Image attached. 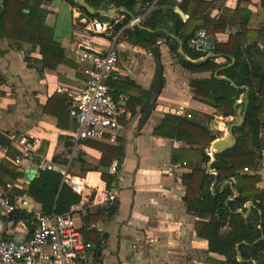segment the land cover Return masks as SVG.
I'll return each mask as SVG.
<instances>
[{"label":"crops","instance_id":"crops-1","mask_svg":"<svg viewBox=\"0 0 264 264\" xmlns=\"http://www.w3.org/2000/svg\"><path fill=\"white\" fill-rule=\"evenodd\" d=\"M203 1L208 3L204 15L209 20L216 21L224 10L233 13L231 24L223 32L207 34L206 47L196 59L182 53L174 34L173 21L185 22L188 16L172 0H156L144 12L139 0L134 15L128 13L130 20L138 18L139 21L119 30L112 27L107 35L92 32L91 21L109 23L113 18L111 24L121 23L125 13L122 8L114 10L113 5L107 6L105 11L112 17L100 15L102 19H90L64 0H41L40 8L47 11L45 25L62 51L60 62L53 69L41 65L38 47L32 49L30 44L0 37V134H31L36 138L37 155L31 162L23 160L16 165L13 160L19 151L14 144L10 141L8 146L0 144V196L5 195L14 203L17 210L14 214L21 216L14 221L11 216L0 215V238L17 242L30 238L42 207L27 194V188L38 177L41 169L37 165L44 161L67 168L71 176H86L88 183L99 189L106 186L102 175L111 177L107 189L118 190L111 215L110 209L103 210L98 205L99 195L84 192L79 197L84 205L81 204L83 208L73 217L76 228L91 244L86 253L90 264H218L225 261L223 256L209 252L207 241L196 236L195 222L201 219L186 212V182L194 179L186 175L193 176V171L198 170L216 176L210 168L214 157L209 147L228 136L230 126L240 116L244 117L247 104L248 87L238 88L220 73L234 64V57L229 55L230 51L215 54L214 46L218 44L231 50L225 45L229 38L238 36L242 48L254 45L262 52V55H253V60L259 71L264 70V7L260 0ZM157 11L168 22L152 30L144 22ZM135 27L176 40L177 52L186 61L196 63L209 59L220 69L195 73L183 69L170 53L165 39L160 38L152 45L158 49L162 66L163 82L158 91L160 85L156 82V63L151 50L143 43L134 45L124 37V29ZM110 48L117 55L118 80L108 82V93L126 112L119 120L116 142L110 143L107 137L75 142L72 136L75 124L68 114V94L81 90L86 80V66L77 56L82 51L105 55ZM211 76L228 80L231 86L243 90L235 102L238 107L234 115H217L212 102L206 98L207 90L198 82L208 81ZM121 96L126 100H121ZM259 123L263 151L264 113L259 116ZM238 135L233 133L235 140ZM207 138L213 140L207 143ZM3 147L8 148L7 153ZM202 148L209 158L206 163L202 162ZM244 148L252 149L248 139ZM113 160L120 162L116 175L107 173ZM254 161L256 170L239 167L235 172L239 176H258L256 188L264 190V159L260 154ZM194 180L197 182L198 177ZM214 184L211 183L210 192ZM225 184L232 188L235 179L230 178L217 187L221 190ZM6 185L11 189L3 190ZM237 195L233 190V197ZM251 206L249 202L244 204L243 217ZM228 230L225 226L222 232Z\"/></svg>","mask_w":264,"mask_h":264},{"label":"trees","instance_id":"trees-1","mask_svg":"<svg viewBox=\"0 0 264 264\" xmlns=\"http://www.w3.org/2000/svg\"><path fill=\"white\" fill-rule=\"evenodd\" d=\"M64 1L90 19L103 18L98 14L88 15L72 0ZM85 1L93 9L105 10L110 5L118 9L122 8L125 13L121 23L111 24L115 30H119L129 22L131 16L128 13L134 15V8L139 2V0ZM260 1L261 6L264 7V0ZM140 2L143 4V12L150 8L151 0H140ZM40 3L41 0H5L4 5L0 8V37L30 44L32 49L38 47L41 65L44 68L53 69L59 64L62 51L57 42L53 40L52 31L45 25L47 11L40 8ZM172 3L184 15L188 16L185 22L174 20L173 31L180 42L182 53L192 59L198 58L200 52H195L189 47L188 40L191 36L201 30L206 35L220 33L231 24L230 15L233 12L230 10H224L223 15L216 21L209 20L204 15L208 3L203 0H182L179 4L173 1ZM160 17L159 11L153 12L144 24L153 30L168 22L165 16ZM244 24H246L245 21ZM243 27L244 25H242ZM123 34L132 44L140 45L139 43H143L145 44L143 46L151 50L156 63V82L160 85L158 91H160L163 82L162 66L158 49L152 48V45L154 46L160 38L165 39L170 53L183 69L191 73L200 70L215 72L220 69L219 65L213 64L209 59L196 63L186 61L177 52L176 40L164 34H151L139 30L137 27L133 30L124 29ZM237 37L229 38L225 45L231 50L223 49L224 46L217 44L214 46L213 52L215 54L231 52L229 55L234 57V64L228 69H222L220 73L238 88L245 86L249 89L247 104L244 109V122L240 127L233 129V133H239L240 136H236V144L233 147L214 154L210 168L216 172V176L198 170L193 171V176L186 175V178L197 179L198 177V180L196 182L194 179H190L186 182L184 203L188 214L196 215L201 219L195 222L196 236L207 241L209 252L225 258V261L217 262L218 264H264V199L262 197L264 190L256 188L259 181L258 176H239L235 172L239 167L256 170L257 164L254 160L257 155L260 156L263 149V144L259 139L261 129L259 116L264 113V70L259 71L258 65L253 60V55H262V52L254 45L242 48ZM235 41L237 42L234 44ZM228 80L216 79L211 76L208 81L198 82L204 86L202 87L203 90H207L208 95L205 96L212 102L217 115L223 117L235 114L238 107L235 102L243 91L231 86ZM197 92L200 93L199 90ZM247 139L252 145L251 150L244 148ZM212 140V138H207L206 142ZM200 151L202 162L206 163L209 158L203 154V148ZM102 177L106 180V187L109 188L112 178L103 175ZM230 178L235 179L232 188L226 184L221 190L217 187L218 184H222ZM213 182L215 186L210 192L209 187ZM233 190L238 194L235 198L233 197ZM27 194L41 204L44 215L64 214L80 200L79 196L62 182L61 176L53 170H40L38 177L30 182ZM248 202L252 206L247 216L243 217V214L246 213L243 206ZM114 208L115 206L108 211V214L111 215ZM238 210L241 212L237 213ZM19 217L21 216L14 214L10 219L17 221ZM225 226L229 230L222 232ZM209 260L211 261V259Z\"/></svg>","mask_w":264,"mask_h":264},{"label":"built area","instance_id":"built-area-1","mask_svg":"<svg viewBox=\"0 0 264 264\" xmlns=\"http://www.w3.org/2000/svg\"><path fill=\"white\" fill-rule=\"evenodd\" d=\"M176 4L182 0H172ZM156 0H151V7ZM139 19L130 20L127 25L132 27ZM91 30L96 34H108L112 26L100 20L91 21ZM207 35L198 31L188 40V45L195 52H203L206 47ZM81 64H85L84 86L77 93L68 94L70 104L68 114L74 121L75 128L72 136L75 142L80 140H98L108 138L110 143L116 142L119 120L126 112L118 102L110 98L108 82L118 80L116 74L117 55L110 48L105 55H98L90 51H82L77 56ZM62 92V90H57ZM121 100H126L121 96ZM189 118L190 116L187 115ZM14 144L19 154L13 162L18 165L23 160L31 162L35 157L36 138L28 133H11L6 136ZM8 148L3 147L7 153ZM120 162L113 160L107 173L116 175ZM41 170H53L58 173L62 182L69 185L71 190L82 197L84 192L100 196L98 205L103 210L113 208L116 203L118 190L116 187L99 189L89 184L87 177L71 176L67 168L59 167L50 162L40 161L37 165ZM247 171V169H244ZM11 189L6 185L3 190ZM83 202L70 207L64 214H39L27 241H14L0 238V264H90L86 260V253L91 249L74 223L73 214L80 210ZM16 206L9 199L0 196V215L10 217L16 212Z\"/></svg>","mask_w":264,"mask_h":264},{"label":"water","instance_id":"water-1","mask_svg":"<svg viewBox=\"0 0 264 264\" xmlns=\"http://www.w3.org/2000/svg\"><path fill=\"white\" fill-rule=\"evenodd\" d=\"M72 1H73L74 4H76L77 6L81 7L82 9H84L88 15L98 14V15H106V16L112 17L105 10L93 9L92 7H90L86 3L85 0H72ZM4 2H5V0H0V8L4 5ZM112 8L114 10H116L115 7H112ZM177 13L180 15L181 18H184V15L179 10H177ZM112 20H113V18L111 20H109L110 24H111ZM243 122H244V117L240 116L238 121L236 123H234L232 126H230L228 136H226V137H224L222 139H219V140H217V141L212 143V145L209 147V153L212 155V157H214V154L223 152V151L231 148L235 144L236 140L233 137V131L232 130H233V128L240 127ZM9 143L10 142H9L8 138L6 136H3L2 134H0V144H2L4 146H8ZM261 158L264 159V150L261 151Z\"/></svg>","mask_w":264,"mask_h":264}]
</instances>
